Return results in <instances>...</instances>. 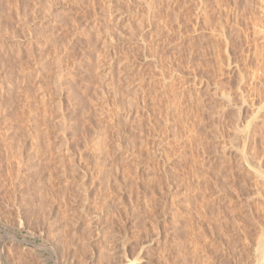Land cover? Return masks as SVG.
Returning <instances> with one entry per match:
<instances>
[{"label":"rangeland","instance_id":"1","mask_svg":"<svg viewBox=\"0 0 264 264\" xmlns=\"http://www.w3.org/2000/svg\"><path fill=\"white\" fill-rule=\"evenodd\" d=\"M263 248L264 0H0V264Z\"/></svg>","mask_w":264,"mask_h":264},{"label":"bare ground","instance_id":"2","mask_svg":"<svg viewBox=\"0 0 264 264\" xmlns=\"http://www.w3.org/2000/svg\"><path fill=\"white\" fill-rule=\"evenodd\" d=\"M260 110H261V109H260ZM253 128H254V127H253ZM251 129H252V128H251ZM254 130H255V129H254ZM248 131H249V132H248L249 135H252L250 132H252L253 130H248ZM256 132H257V131H256ZM248 133H247V136H249ZM253 133H255V131H254ZM256 134H257V133H256ZM253 135H254V134H253ZM251 137H252V136H251ZM255 137H256V136H255ZM255 137H254V138H255ZM246 139H247V138H246ZM249 139H250V138H249ZM244 155H245V157H247L246 154H244ZM5 237H6V236H5ZM13 239H14V238H13ZM43 247H44V246H43ZM48 248H49V247H48ZM44 249H45V248H44ZM51 251H52V250H51ZM263 251H264V248L262 249L261 252H263ZM262 254H263V255L261 256L260 259H261V261L263 262V259H264V253H262ZM259 262H260V261H259ZM262 262H261V264H263Z\"/></svg>","mask_w":264,"mask_h":264}]
</instances>
